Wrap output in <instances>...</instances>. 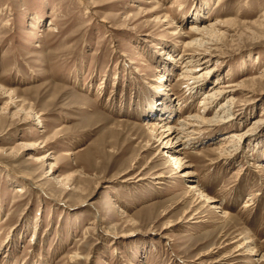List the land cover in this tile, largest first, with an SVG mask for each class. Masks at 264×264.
Wrapping results in <instances>:
<instances>
[{
	"label": "rangeland",
	"instance_id": "obj_1",
	"mask_svg": "<svg viewBox=\"0 0 264 264\" xmlns=\"http://www.w3.org/2000/svg\"><path fill=\"white\" fill-rule=\"evenodd\" d=\"M212 24L186 86L189 28ZM192 116L213 122L177 147L186 179L160 127ZM257 166L264 0H0V264H264Z\"/></svg>",
	"mask_w": 264,
	"mask_h": 264
},
{
	"label": "bare ground",
	"instance_id": "obj_2",
	"mask_svg": "<svg viewBox=\"0 0 264 264\" xmlns=\"http://www.w3.org/2000/svg\"><path fill=\"white\" fill-rule=\"evenodd\" d=\"M219 26H220V24H218V25H213L212 24L209 27H203V28H199L196 25L195 26L194 25L190 26L189 32H190L191 35L194 36V38L192 40H190L191 41L190 43L186 42L185 46L186 47H191V46L199 47L200 50L202 49L203 53L197 52V53H194L193 55L190 54L188 57L185 58V61L182 58L183 60H182L181 63L183 64V66L181 68V71H183L182 73L185 74L183 76H184V79H186V82L187 81L189 82L186 86H191L192 88H194L195 85H196V87L200 86L198 83L201 82L200 81L201 79H199L201 76H196L195 77L194 75L197 74L198 72H200L201 70H203L202 68H200L201 66L207 65V64L209 65V64L212 63L214 56L213 57L211 56L210 51L216 50V49H212L211 50V48H213L214 46L217 45V42L215 41V38L217 36H215V35H216V33L219 32V29L217 28ZM208 73H210L209 69L207 71H203V73L201 75H205V74H208ZM232 87H234V86H232ZM235 87H237V85ZM222 91H219V92L216 91V92H213L210 95L208 94V96L205 98V99H207V101L204 102V103L201 101V103H202L201 104L202 105L201 106L202 114L206 113L207 108L210 105H213L214 102H216L220 97L225 95V92L223 91L224 92L223 93ZM229 93H231V92H229ZM230 101H231V99H229L227 101V103L230 102ZM227 108H228L227 104H222L221 105V109H226V111L228 112L229 110H227ZM221 112H223L222 115L224 116L225 110H223ZM162 122H163V120H162ZM212 122H213V119H211V118L210 119H205L203 117H197V116L194 117V116H192V117L185 118L180 123V125H178V126H175V125L174 126H168L167 124H169V122H167V123H164V126L160 127L161 129L164 128V131H162L160 133L161 137L160 136L159 137L160 138L163 137V138L167 139L168 144H167L166 148L168 146L170 148H173V150L168 151L167 153H169V155H170V162H171L170 167H172L176 171L178 170L177 173L179 175L181 174L178 177L187 179L192 174L189 173L188 171H184L185 168L188 167V166H185L184 164H182L183 160L176 157V156H179V154L181 155V149H177V147L179 145H182V144L185 145V143H186L185 141L186 140H183V139L195 135V133L197 131H200V128H202L203 125H207V124H210ZM224 123H227V121L224 122ZM158 128L159 127H157V126L151 128V130L153 129V131H156L155 132V136L157 135L156 133H157ZM244 136H245L244 133L240 134V135H235V134L234 135H229L227 137L228 144H225V145L221 146V150L219 152V154H220L219 158L225 157L227 152H229L227 150H230V147L231 148L234 147V146H232L233 144L234 145L236 144L235 147H236V150H237V145L239 146V143H241V141H242ZM35 146H40V145L36 144ZM50 155L51 154L47 153V154H44V155L37 156L36 159H35V162H37V163H42V162H45V161L47 162V160H49ZM256 168L261 170L264 167L263 166H257ZM156 177H162V175H157ZM190 189L193 191L195 189V187L192 186V187H190ZM17 191L21 192L20 189H17ZM193 193L195 194L196 191L194 190ZM201 193L200 192L197 193L199 198H203V200H205L206 203H208L209 205L213 206L214 202L212 200H210V199H207V198L201 196ZM215 207H213V208L216 209ZM230 217L231 216L227 215L226 213L224 214V218L229 219ZM191 219H193L192 220L193 223H195V222L198 223L197 219L196 220H195V218H191ZM244 243L245 244H243V245H245V246H247L249 248L250 243H252V242L248 241V242H244ZM243 247L244 246H239L238 249H241V248L243 249ZM254 255L256 256L255 251H254ZM261 257L263 258L264 255H262Z\"/></svg>",
	"mask_w": 264,
	"mask_h": 264
}]
</instances>
